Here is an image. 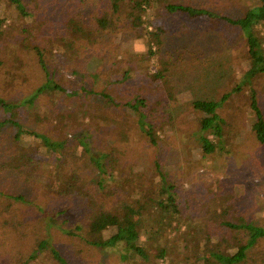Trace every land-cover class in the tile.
<instances>
[{"label": "trees", "instance_id": "obj_1", "mask_svg": "<svg viewBox=\"0 0 264 264\" xmlns=\"http://www.w3.org/2000/svg\"><path fill=\"white\" fill-rule=\"evenodd\" d=\"M33 1H40L42 10L37 12L33 6L27 7L24 1L10 0L20 16L31 19L39 16L35 21L39 25L32 26L37 27L39 33L34 42L31 36L21 37L18 33L3 30L7 16L0 14V70L4 68L8 78L18 72L12 77L14 80H20L24 75L20 66L27 72L31 68L40 69L45 76L44 82L27 96L11 100L0 95V264H44L43 257L50 260L48 264H68V257L77 252L71 244L75 240L81 248L122 244L142 264H159L162 258L166 264H264V251L257 248L264 239L263 225L238 215L228 217L226 204L222 210L209 208L206 195L184 189L179 176H166L163 164L167 161L180 163L182 155H177L173 147V132L175 134L178 128L176 122L180 116L177 112H166L164 98L153 94L154 85L157 86L154 81L161 77V70L141 73L134 68L136 76H133L127 67L121 70L112 67L120 61L117 54L121 42L115 39L116 35L120 32L128 34V29L137 28V22L149 25V39L152 37L160 44L157 50L148 49L145 57L149 58L170 42L172 37L168 30L171 25L177 22L185 28L179 32L191 31L190 25L194 26L198 20L207 17L214 27L237 26L242 31L247 40V57L252 63L242 82L246 77H257L264 73V0L254 1L244 15L238 17L225 15L217 6L210 5L212 0H163L161 12L154 16L147 12L148 8L152 3L159 4L160 0ZM110 32L112 37L108 36ZM214 35L220 39L224 32ZM144 36L146 33L134 38ZM5 38H9L8 44L3 43ZM53 41L56 45L72 46V53L51 60L49 55L55 53ZM206 45L198 46L199 53L207 51ZM83 57L96 59L97 65L92 67L96 77L100 65H105L111 73L121 71V74L114 78L105 72V83L101 88H96L95 84L78 86L55 81L54 74L62 71L59 67L64 65L77 76L83 66ZM210 62L213 60L203 61L198 71L206 78L212 77V84L202 85L206 88L226 78L223 65ZM181 72L184 76L195 74L193 69L185 68L176 70L174 77L179 78ZM0 80L4 81V78ZM235 90L232 87L218 99L192 100L196 116L190 121L199 126L196 132L192 131V137L201 144L204 153L212 152L217 146L214 140L223 137L227 120L220 115L219 108ZM51 93L60 96V104L64 95L78 101L75 100V105L63 112L58 101L53 103L50 98L46 109H42L43 114L33 110L41 97L46 95L49 98ZM248 101L253 114L251 128L256 139L264 142V112L257 91L251 87ZM121 104L122 114L126 117L123 122L106 115L114 105ZM228 106L237 108L239 105ZM27 111L35 112L31 113L34 117L29 119ZM85 117L95 123L98 130L104 127V131H108V124H117L114 130L117 142L112 141L110 149L105 150L98 148L102 141L101 132L97 135L99 138H94L93 133L82 137L74 135L75 131H81L79 125L85 122ZM23 119L29 122L25 125ZM99 119L103 120V125ZM132 122H136L140 129L141 134L137 137L131 134ZM159 130L164 136L157 133ZM141 135L147 139L153 152L151 176L136 175L138 178L133 183L138 195L134 200L119 199L112 203L115 195L111 189L105 191L107 179L104 176L110 177V183L126 184L115 180L116 172L140 156L131 140H137ZM185 173L184 170L181 175L191 176ZM95 176L102 178L93 181ZM12 177L21 192L9 187ZM48 177L70 189L63 188L54 195L62 198L55 204L48 197L44 207L38 201L41 192L35 191L34 186ZM46 187L50 190V186L46 184ZM34 198L36 202L32 201ZM69 200L73 205H69ZM194 217L195 222L192 221ZM183 223H186V230L171 238L163 234L178 230ZM100 230L106 231L101 237L98 235ZM53 232L54 241L50 239ZM157 237L162 241L155 248L154 239ZM181 241L184 250L190 249L193 257L180 255L177 247ZM151 255L154 259L149 263ZM127 256V253L122 254L123 258Z\"/></svg>", "mask_w": 264, "mask_h": 264}, {"label": "rangeland", "instance_id": "obj_2", "mask_svg": "<svg viewBox=\"0 0 264 264\" xmlns=\"http://www.w3.org/2000/svg\"><path fill=\"white\" fill-rule=\"evenodd\" d=\"M21 1L26 2L27 7L33 6L37 12L38 10H42L39 5L41 3L40 1ZM254 1L256 0H212L210 5L217 6V9L227 16L238 17L244 15L247 8ZM162 3L163 0H160L159 4L157 2L152 3L147 12L152 13V16L160 13ZM0 14L2 16H7V20L3 23V30L18 33L21 37L31 36L33 42L36 40L39 33L36 30L37 27L34 29L32 26L34 24L39 25L38 22H35L39 19L38 15L34 16L35 19L33 16L32 19L28 16H20L11 5L10 0H0ZM143 18H146V15H144ZM176 23L171 25L168 30L171 31L172 39L170 42L167 44L165 43L160 48L159 52L149 56V58L145 57V54L149 52L148 49L152 48L153 50H157L160 46L157 40L152 39V37L149 39L147 34L151 29L149 25L146 26L145 23L140 24V22H137V28L128 29V34L118 33L115 39L121 42L117 54V58H120V61L112 67L118 70H121L122 67H127L133 76H136V70H134V68H138V71L141 73H144L143 71L145 70L151 73L161 70V77L156 78L154 81L157 86L154 85L155 89L153 90V94L161 99L164 98L166 112H177L180 116L178 122L175 120V122L178 123V128L175 134L173 132V147L176 149L174 152L177 153V155L180 153L182 155V159L179 161L180 163H171L167 161L163 164V170L166 176H179L181 182H183L182 186L184 189L196 190L198 193L206 195L205 198L210 204L209 208L222 210L226 204L228 208V217L238 215L244 217L247 221L264 226V142H260L256 139L255 132L251 128L253 114L248 101L251 87L257 91L259 102L264 112V73L254 78L250 77L248 79L246 77V81L242 82V79H245L244 73L251 67L252 63L247 57V40L237 26L227 27L225 25H216L214 27L215 24L209 21L207 17H204L198 20L195 23L196 25L189 26L191 31L186 30L179 32V30L185 28H181L182 25ZM16 24H19V26L14 27ZM219 32H224V35L222 38L216 39L214 33ZM145 33L147 36L141 39L134 38L135 35L140 36ZM108 36L112 37L113 33H108ZM8 39L9 38H5L3 43L8 44ZM117 40L114 41L117 42ZM212 40L214 41L212 42ZM147 41H149L148 46L146 45ZM53 44V52L55 53L53 56L49 55L51 60L62 58V54L64 53H72V46L64 47L62 44L56 45L54 41ZM202 44H207V51L201 54L199 53V47ZM1 51H3L2 46ZM211 59L213 62L210 63H219L223 65L222 67L226 72V78L220 79L216 85H209L206 88L202 85L208 83L212 84V82H210L212 77L206 78L202 76L201 73H198V71L201 69L203 61H212ZM32 62H34L33 58ZM81 63L83 66L80 67L77 76L64 65V67H59L62 71L55 73L53 78L55 81L62 84L75 83L78 86L84 84L86 86H91L95 84L96 88H101L105 83V72H109L114 78L116 77L115 75L121 74V71L111 73L108 71L107 67L105 68V65H100L99 73L96 77L95 73H92V67L97 65L96 59L93 58L89 60L83 57ZM205 66H208V64ZM20 68H23V74L27 75H22L20 80L12 79L18 72L11 78H8V74L3 72L4 68L0 70V79L4 78V81L0 80V95L2 97L4 96L12 100L27 96L32 89L40 86L44 82V72L40 69L31 68L30 71L27 72V69L24 67L20 66ZM185 68L193 69L196 75L193 73L191 76H184L181 72L179 78L174 77L173 73L176 70L179 71ZM71 80L74 82H70ZM232 87L236 88L235 92H232L229 99L219 108L220 115L227 120L222 130L223 137L219 141L217 139L214 140L217 142V146L212 152L204 153L201 144L196 141L195 137H192V131L195 130L196 132L199 127L198 124H196L197 122L190 121L196 116V111L192 107V100L195 98L209 97L218 99L223 92L231 90ZM61 98L64 99H62L60 104V96L57 93H51V97L49 98L45 95L39 99L37 107L35 109L33 107V110L37 111L39 114H43L42 109H46V102L50 99L53 103L58 101L61 105L60 110L65 112L71 109L75 105V102L78 101L77 99L72 101L71 97H67L66 95ZM236 103L239 105L237 108L228 106L229 104ZM121 108L122 104L118 106L114 105L113 109L106 115L114 119L122 120L123 122L126 117L122 114ZM117 111L119 112L117 113ZM31 113L33 114L35 112L27 111L29 119L34 117ZM128 117L131 120L133 119L131 115H128ZM22 122L26 125L29 120L26 122V120L23 119ZM99 123L102 124L103 120L99 119ZM131 125H133L131 134L135 137L139 136L141 132L138 124L132 122ZM116 126L117 124H108V131H104V127H99L100 130H98L95 123L93 124L85 117V122L79 125L81 131L79 133L76 131L71 133L78 137L90 136L89 134L93 133L94 138H99L97 135H100L101 132L102 141L99 143L98 148L106 150L110 149L112 141L117 142L118 137L115 136L114 131ZM157 133L160 136H164L160 130ZM90 139V142H92V137H90ZM131 143L138 149V154H140V156L136 157L130 165L125 166L121 171L116 172L118 176L115 179L123 181L126 184L123 186L119 185L118 181H116V183H110V177L106 178L104 176V179H107L105 191L107 192L111 189L115 195L111 200L112 203L119 199L134 200L138 195V193H136L137 191H134L136 187L133 183V180L138 178L136 175L143 173L144 176H151L150 166L153 159V152L151 151L147 139L143 138L141 135L137 140L133 138ZM93 149L96 150L95 147H93ZM184 170L186 172L185 175L188 172L191 176H182L181 174H183ZM196 173L199 174L194 176ZM99 178L102 177L95 176L93 181H97ZM15 181L16 179L12 177L9 187L21 192L22 189L17 187ZM46 184L50 186V190L49 187H46ZM34 187L35 191L41 192L38 196V201L44 207H46L48 203V197L51 202L55 204L62 198H57L54 195L60 193L63 188H67V190L70 189L68 186L60 184L59 181L53 180L51 177L40 180L39 184ZM32 201L36 202L35 198ZM68 203L69 205H73L72 200H69ZM209 212H212V210L210 209ZM208 216L209 214H207V217ZM192 221L195 222L196 217L192 218ZM185 225L186 223H183L182 227L178 230H172L163 234L171 238L180 231L186 230L187 226ZM105 232V230H100L98 231V235L101 237ZM50 239L53 241L55 240L54 232L50 234ZM161 241V237L154 239L155 248L160 246ZM75 242L76 240L71 242V244H73L77 252L72 253L73 256L68 257L70 258L68 264H142L140 260L136 261L122 244L105 248L92 245L81 248V245H76ZM182 244L183 242L181 241V244L177 247V251L180 255L188 254L190 256V249L184 250ZM257 248L264 251V239L261 240V244L257 246ZM126 253L128 256L123 258L122 254ZM191 257L193 256L191 255L190 258ZM153 259L154 256L151 255L149 263H151ZM42 261L44 264H48L50 260H48L47 257H43ZM159 264H166L164 258L159 260Z\"/></svg>", "mask_w": 264, "mask_h": 264}]
</instances>
